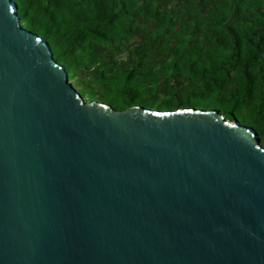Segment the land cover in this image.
<instances>
[{"label":"water","instance_id":"water-1","mask_svg":"<svg viewBox=\"0 0 264 264\" xmlns=\"http://www.w3.org/2000/svg\"><path fill=\"white\" fill-rule=\"evenodd\" d=\"M226 117L86 101L0 0V264H264V147Z\"/></svg>","mask_w":264,"mask_h":264},{"label":"trees","instance_id":"trees-1","mask_svg":"<svg viewBox=\"0 0 264 264\" xmlns=\"http://www.w3.org/2000/svg\"><path fill=\"white\" fill-rule=\"evenodd\" d=\"M180 1L194 4L187 19L171 15L169 0H13L21 25L47 42L69 83L88 102L93 91L77 79L81 68L92 69L115 109L213 108L253 129L264 142V0ZM149 24L158 51L171 57L161 69H169L173 81L162 101L156 91L140 90L139 69L116 71L106 62L93 67ZM171 32L179 40L175 45L168 44Z\"/></svg>","mask_w":264,"mask_h":264},{"label":"rangeland","instance_id":"rangeland-1","mask_svg":"<svg viewBox=\"0 0 264 264\" xmlns=\"http://www.w3.org/2000/svg\"><path fill=\"white\" fill-rule=\"evenodd\" d=\"M193 6L194 4L190 5L189 7L186 6L184 1L179 2V0H169L167 10L172 13V16L175 13H181L183 14V18L187 19V16L190 13L188 8L192 10ZM191 12L194 13V11ZM145 27L147 29L143 30L138 36L132 37L128 41L123 42L119 51L111 52V50H108L105 53L104 60L96 62L93 67L100 66L101 63L106 62L108 67L116 71L122 67L129 69H139L141 70V75L137 78L140 79V90L143 91L150 89V91H156L157 98L159 101H162L163 99L167 98V89L173 81L170 78L171 71L169 69L167 71H161V69L163 68L164 62H168L171 57L167 56L163 49H161L160 52L158 51L160 47L159 42H154L156 40V34L154 32L150 33L148 29L151 27V24L146 25ZM176 30L177 27L174 28V31ZM176 33L181 35L179 32ZM168 37L170 39L168 44L175 45L179 42L177 36L175 37L172 32L171 35H168ZM169 52L170 51L168 50V54ZM69 65L71 66V62H69L68 66ZM108 75L110 76L111 74L108 73ZM76 76L81 82V85L86 86L88 89H92L93 101L112 105L113 98L109 97V95H104L101 84L92 74L91 68L89 70L84 68L79 69L76 72ZM153 77L154 79H152ZM72 83L74 84V82ZM77 89L80 90L79 87H77ZM80 92V94L85 98L86 95L84 92L81 90ZM85 100L87 101V98H85ZM193 108H195V106ZM154 109L156 108H152V110ZM260 143L264 147V142L261 141Z\"/></svg>","mask_w":264,"mask_h":264}]
</instances>
